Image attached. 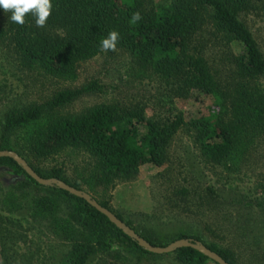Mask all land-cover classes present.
Here are the masks:
<instances>
[{
  "label": "trees",
  "instance_id": "1",
  "mask_svg": "<svg viewBox=\"0 0 264 264\" xmlns=\"http://www.w3.org/2000/svg\"><path fill=\"white\" fill-rule=\"evenodd\" d=\"M255 1L161 0L156 4L155 0H50V15L42 27L36 25L31 11L21 25L11 21V12L0 9V42L26 70L73 81L79 64L120 49L132 57L141 74L150 71L212 101L199 116L188 120L175 116L160 123L145 118L141 111L126 112L114 104L92 106L77 115L63 114L64 107L93 92L97 85L63 90L41 104L3 111L0 151H13L8 144L19 132L21 151L16 153L24 160L23 155L45 160L67 150L85 153L92 163L73 183L61 169L43 174L25 161L40 177L57 179L78 190L84 185L89 193L134 180L145 165L163 166L170 142L183 127L192 132L194 144L207 161L236 164L264 136V88L260 85L264 81V55L240 18ZM136 13L140 19L133 23ZM206 27L210 28L207 40L219 36L240 48L238 54H227L221 71H215L204 56L191 50L192 39ZM113 31L118 33L115 48L102 50L101 42ZM2 164L16 167L30 183L38 185L11 158H0ZM46 188L59 191L78 207L79 216L72 213L70 217H81L83 224L100 233L108 227L117 244L151 254L85 200L56 187ZM45 200L43 203L50 202ZM98 203L138 234L109 203ZM183 239L199 242L195 237ZM97 246L108 244L102 239L94 244L75 240L55 264H87ZM204 246L226 264H236L229 250L215 244ZM173 253L182 264H217L191 248Z\"/></svg>",
  "mask_w": 264,
  "mask_h": 264
},
{
  "label": "rangeland",
  "instance_id": "2",
  "mask_svg": "<svg viewBox=\"0 0 264 264\" xmlns=\"http://www.w3.org/2000/svg\"><path fill=\"white\" fill-rule=\"evenodd\" d=\"M240 18L264 55V2L255 1ZM209 30L204 28L192 39L191 50L221 71L227 54H238L240 48L219 36L207 40ZM7 48L0 42V120L6 109L38 105L59 91L91 84L97 89L61 112L77 115L92 106L114 104L161 123L175 116L185 120L199 116L212 102L182 90L173 80L150 71L141 74L132 57L120 49L79 64L76 78L65 81L20 67ZM260 85L264 88V81ZM20 136L19 132L11 136L12 152L20 153ZM23 156L43 174L61 169L71 183L92 163L87 154L70 150L45 160ZM81 188L97 202L109 203L155 247L195 237L203 245L229 250L236 264H264V136L236 164L216 165L201 156L192 132L183 127L170 142L163 166L145 165L136 179L119 181L106 191L89 193L84 185ZM45 199L50 202L43 203ZM72 213L79 216L78 207L59 191L30 183L12 165H0V264H55L73 241L94 244L98 239L108 246H97L87 264H182L174 253L147 254L123 247L110 228L100 233L83 224L81 217H70Z\"/></svg>",
  "mask_w": 264,
  "mask_h": 264
},
{
  "label": "water",
  "instance_id": "3",
  "mask_svg": "<svg viewBox=\"0 0 264 264\" xmlns=\"http://www.w3.org/2000/svg\"><path fill=\"white\" fill-rule=\"evenodd\" d=\"M11 158L17 165H19L23 171L33 179L38 185L43 187H56L60 190L68 192L70 195L85 200L91 207L95 208L99 213L104 215L110 223H112L117 229L121 230L128 237L137 242L138 246L143 248L145 251L156 254L165 255L170 254L180 248H191L198 251L202 255L206 256L210 260L217 264H226L217 254L207 249L203 244L198 241H192L190 239L177 240L166 247H155L150 245L146 240L136 234L132 229L127 227L123 222L117 219V217L110 212L108 209L103 208L96 200H94L90 194L85 191L72 188L70 185L59 181L54 178H42L37 175L34 170L27 164V162L20 157L18 154L12 151H0V158Z\"/></svg>",
  "mask_w": 264,
  "mask_h": 264
},
{
  "label": "clouds",
  "instance_id": "4",
  "mask_svg": "<svg viewBox=\"0 0 264 264\" xmlns=\"http://www.w3.org/2000/svg\"><path fill=\"white\" fill-rule=\"evenodd\" d=\"M0 9L5 12H11V21L21 25L25 22V14L31 11L36 18V25L42 27L50 15L51 3L50 0H0ZM139 19L138 13L133 14V23ZM117 39L118 33L115 31L110 32L108 37L101 42V49H114Z\"/></svg>",
  "mask_w": 264,
  "mask_h": 264
}]
</instances>
